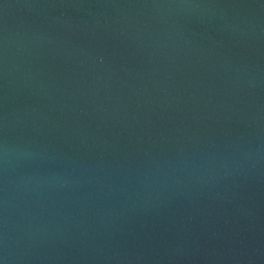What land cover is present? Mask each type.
I'll list each match as a JSON object with an SVG mask.
<instances>
[{
	"label": "water",
	"instance_id": "1",
	"mask_svg": "<svg viewBox=\"0 0 264 264\" xmlns=\"http://www.w3.org/2000/svg\"><path fill=\"white\" fill-rule=\"evenodd\" d=\"M0 264H264V0H0Z\"/></svg>",
	"mask_w": 264,
	"mask_h": 264
}]
</instances>
